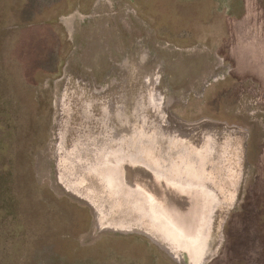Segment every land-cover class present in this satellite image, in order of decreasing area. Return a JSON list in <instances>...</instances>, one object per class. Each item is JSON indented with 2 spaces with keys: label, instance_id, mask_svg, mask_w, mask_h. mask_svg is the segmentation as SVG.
Segmentation results:
<instances>
[{
  "label": "rangeland",
  "instance_id": "1",
  "mask_svg": "<svg viewBox=\"0 0 264 264\" xmlns=\"http://www.w3.org/2000/svg\"><path fill=\"white\" fill-rule=\"evenodd\" d=\"M188 259L264 264V0H0V264Z\"/></svg>",
  "mask_w": 264,
  "mask_h": 264
},
{
  "label": "bare ground",
  "instance_id": "2",
  "mask_svg": "<svg viewBox=\"0 0 264 264\" xmlns=\"http://www.w3.org/2000/svg\"><path fill=\"white\" fill-rule=\"evenodd\" d=\"M69 21H67L66 23H67V25H70L69 23H68ZM144 56H142L141 58H140V62L138 61V63H140V65L144 62ZM127 64V63H126ZM142 66V65H141ZM149 74V73H148ZM147 74V75H148ZM148 77V76H147ZM146 77V78H147ZM174 97V96H173ZM182 97V96H181ZM177 98V97H176ZM168 99V98H167ZM178 99V98H177ZM171 100H172V98H171ZM176 100V99H175ZM179 100H180V98H179ZM167 101V100H166ZM169 101H170V99H169ZM171 103V101L169 102V104ZM167 104H168V102H167ZM231 134H226V135H222L220 138H221V140H216L213 144H210V145H208V147H207V152L209 151L210 152V154H212V155H214L215 153H217V151L220 153V151L221 152H224L225 150H227V148H229V141H231L230 139V137H232V136H230ZM219 138V137H218ZM239 142V141H238ZM239 144H240V142L239 143H235L234 144V148L233 149H238L239 148ZM237 146V147H236ZM205 147V148H206ZM228 151V150H227ZM238 151V150H237ZM98 222L99 223H103L102 222V220L100 219V217L98 216ZM114 229H117V228H124V227H122V225H115L114 227H113ZM122 230H125V229H122ZM149 230V229H148ZM148 230H141L144 234H147V235H149V236H151V238H153L154 240H156L157 242H160V241H158L159 239H157V238H154V234L152 233V232H150V231H148ZM140 231V232H141ZM164 247H165V249L171 254V255H177L178 253H176L175 251H177L175 248L173 249L172 247H171V245L169 244V246L168 245H164ZM178 256V255H177ZM188 257V256H187ZM186 257V258H187ZM178 259L181 261V262H183V260H182V258H181V256L179 257L178 256ZM186 264L188 263V264H191V262L189 261V259L185 262Z\"/></svg>",
  "mask_w": 264,
  "mask_h": 264
},
{
  "label": "flooded vegetation",
  "instance_id": "3",
  "mask_svg": "<svg viewBox=\"0 0 264 264\" xmlns=\"http://www.w3.org/2000/svg\"><path fill=\"white\" fill-rule=\"evenodd\" d=\"M71 16H72V15H71ZM75 19H76V18H69V17L67 18V17H66V19L63 20V23H65V25L68 27V29H69L70 32H72V28H73V24H74ZM67 21H69L68 23H69L70 25H67V23H66Z\"/></svg>",
  "mask_w": 264,
  "mask_h": 264
},
{
  "label": "crops",
  "instance_id": "4",
  "mask_svg": "<svg viewBox=\"0 0 264 264\" xmlns=\"http://www.w3.org/2000/svg\"><path fill=\"white\" fill-rule=\"evenodd\" d=\"M118 233H121V232H118ZM126 234V233H125Z\"/></svg>",
  "mask_w": 264,
  "mask_h": 264
}]
</instances>
